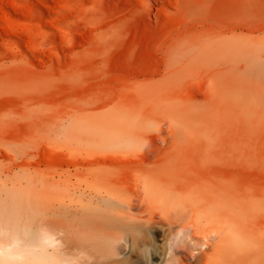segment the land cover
I'll return each instance as SVG.
<instances>
[{"label":"rangeland","instance_id":"obj_1","mask_svg":"<svg viewBox=\"0 0 264 264\" xmlns=\"http://www.w3.org/2000/svg\"><path fill=\"white\" fill-rule=\"evenodd\" d=\"M240 1L0 0V243L27 239L40 219L60 214V192L78 197L93 187L66 170L72 157L135 150L147 138L170 146L174 132L222 160L235 149V168L223 163L217 174L221 184L236 181L243 208L256 205L248 199L264 195V74L256 67L264 58H255L264 0ZM25 159L38 165L23 172ZM105 169L114 178L115 168ZM253 228L240 226L241 239L258 242ZM123 238L161 242L146 226Z\"/></svg>","mask_w":264,"mask_h":264},{"label":"bare ground","instance_id":"obj_2","mask_svg":"<svg viewBox=\"0 0 264 264\" xmlns=\"http://www.w3.org/2000/svg\"><path fill=\"white\" fill-rule=\"evenodd\" d=\"M240 2L254 5V0ZM255 58H264V48ZM256 67L264 74V64ZM90 137L108 139L103 133ZM161 140L147 138L135 150L95 151L66 161V170L71 168L93 187L80 191L78 197L68 190L60 192V214L40 219L27 239L21 238L22 233L12 236L11 243L2 239L0 264L45 263L46 259L51 264H264V232L259 225L264 221V195L256 200L249 197L256 205L243 208L236 181L221 184L217 174L223 163L235 168L236 150H227L222 160L213 151L192 149L178 132L170 146ZM133 164L141 169L132 170ZM34 165L38 164L25 159L17 166L24 172ZM108 166L116 170L112 179ZM24 174L44 187L55 185L37 173ZM133 208L139 211L133 213ZM202 223L212 227V234L201 228ZM243 225L254 227L258 242L241 239L238 230ZM136 226L151 228L161 242L126 241L123 233ZM55 235L60 236L59 248Z\"/></svg>","mask_w":264,"mask_h":264}]
</instances>
